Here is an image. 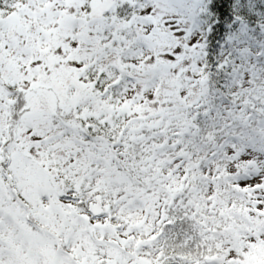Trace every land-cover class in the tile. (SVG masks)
Masks as SVG:
<instances>
[{"label":"snow or ice","instance_id":"obj_1","mask_svg":"<svg viewBox=\"0 0 264 264\" xmlns=\"http://www.w3.org/2000/svg\"><path fill=\"white\" fill-rule=\"evenodd\" d=\"M0 264H264V0H0Z\"/></svg>","mask_w":264,"mask_h":264}]
</instances>
